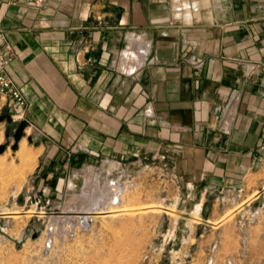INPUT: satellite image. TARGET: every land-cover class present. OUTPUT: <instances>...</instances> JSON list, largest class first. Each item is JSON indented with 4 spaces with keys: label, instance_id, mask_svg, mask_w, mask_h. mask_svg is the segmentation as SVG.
<instances>
[{
    "label": "crops",
    "instance_id": "crops-1",
    "mask_svg": "<svg viewBox=\"0 0 264 264\" xmlns=\"http://www.w3.org/2000/svg\"><path fill=\"white\" fill-rule=\"evenodd\" d=\"M0 28L30 141L54 179L66 171V197L152 169L173 212L219 226L263 195L264 0H0Z\"/></svg>",
    "mask_w": 264,
    "mask_h": 264
},
{
    "label": "rangeland",
    "instance_id": "rangeland-1",
    "mask_svg": "<svg viewBox=\"0 0 264 264\" xmlns=\"http://www.w3.org/2000/svg\"><path fill=\"white\" fill-rule=\"evenodd\" d=\"M138 50L135 46L128 52L138 56ZM0 121L5 126L3 138L0 132L5 145L0 158V264H264L262 196L228 209L219 226L197 222L195 210L191 216L171 210L163 200L172 194L170 180L161 181L162 174L146 169L135 179L115 183V204L111 186L92 184L96 189L90 198L107 193L100 196L104 203L92 205L78 195L66 197V171L58 169L55 179L48 173L41 161L47 157L37 155L30 128L12 150V133L20 121L10 113L0 115ZM82 206H93L95 212L85 225L66 213Z\"/></svg>",
    "mask_w": 264,
    "mask_h": 264
},
{
    "label": "built area",
    "instance_id": "built-area-1",
    "mask_svg": "<svg viewBox=\"0 0 264 264\" xmlns=\"http://www.w3.org/2000/svg\"><path fill=\"white\" fill-rule=\"evenodd\" d=\"M46 1L47 0H9L10 3H24L32 7L43 6ZM15 54L16 52L14 51L12 45L8 41L3 30L0 28V97L6 96L8 98L7 106L10 109L9 113L11 117L14 120L24 121L26 124L24 129H26V127L29 125V123L24 120L26 100L22 92L6 73V66L15 57ZM14 105L19 108L17 111L12 110ZM29 138H31V136ZM109 182H111V184L116 183V181L113 179H110ZM262 197L264 198V193ZM112 202L115 203L116 201L112 199ZM255 211L257 212V209ZM88 219L89 217L78 218L81 225L87 224Z\"/></svg>",
    "mask_w": 264,
    "mask_h": 264
},
{
    "label": "bare ground",
    "instance_id": "bare-ground-1",
    "mask_svg": "<svg viewBox=\"0 0 264 264\" xmlns=\"http://www.w3.org/2000/svg\"><path fill=\"white\" fill-rule=\"evenodd\" d=\"M22 140H20L19 141V143L21 142ZM19 150V149H18ZM20 155V154H19ZM28 155V154H27ZM21 162H22V160H21ZM29 161H27V163H28ZM25 163V162H24ZM26 163V164H27ZM23 166V165H22ZM27 167V166H26ZM27 171V170H26ZM20 172V171H19ZM92 174H94V173H92ZM90 175V174H89ZM97 176V175H96ZM15 177V176H14ZM94 177V176H93ZM108 181H109V179H108ZM108 181H107V185L108 186H111L110 188H109V191H110V194H111V197H110V200H111V203H113L112 202V199H114V201H116L115 203H117V199H118V195H119V190H118V186L114 183V184H111V185H109L108 184ZM111 183V182H110ZM85 185H86V190L84 189V191H83V193L80 195L81 196V198H83L86 202H88V201H90L91 203H92V205H97V204H99V201L100 202H105V201H103V199L104 198H100V196L101 197H103V195H104V193H105V191L104 190H102V191H100L99 193H98V195L96 196V197H94V198H90V190L91 189H94V187H93V185H92V178H88L87 180H86V182H85ZM96 189V188H95ZM94 189V190H95ZM103 195H102V194ZM105 194H107V193H105ZM84 196L86 197V198H84ZM105 196V195H104ZM90 198V200L89 199H87V198ZM70 198V197H69ZM87 199V200H86ZM64 202V201H63ZM115 203H113V204H115ZM102 204V203H101ZM91 207H93V206H91ZM90 206L89 207H80V208H69L68 210H66V213H68L69 214V217H77V218H86V217H90V216H92L93 215V213H95L94 212V210H92V208H91ZM77 220V219H76Z\"/></svg>",
    "mask_w": 264,
    "mask_h": 264
},
{
    "label": "water",
    "instance_id": "water-1",
    "mask_svg": "<svg viewBox=\"0 0 264 264\" xmlns=\"http://www.w3.org/2000/svg\"><path fill=\"white\" fill-rule=\"evenodd\" d=\"M25 122L20 121L16 128L14 129L12 136H13V143L11 145L12 149H15L17 147L18 141L20 138L24 135V127H25ZM4 144H0V152L4 149Z\"/></svg>",
    "mask_w": 264,
    "mask_h": 264
}]
</instances>
